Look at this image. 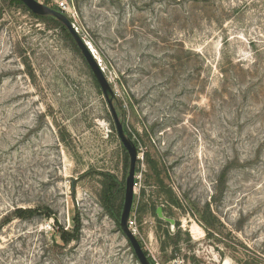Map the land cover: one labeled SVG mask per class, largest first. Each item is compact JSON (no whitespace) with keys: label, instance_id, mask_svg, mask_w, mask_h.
<instances>
[{"label":"rangeland","instance_id":"374dc122","mask_svg":"<svg viewBox=\"0 0 264 264\" xmlns=\"http://www.w3.org/2000/svg\"><path fill=\"white\" fill-rule=\"evenodd\" d=\"M39 1L67 10L114 89L139 152L131 226L149 257L264 264V0ZM128 171L82 54L0 0V264H139L103 200L113 175L123 208ZM77 214L81 239L65 245L58 225Z\"/></svg>","mask_w":264,"mask_h":264},{"label":"water","instance_id":"95a60500","mask_svg":"<svg viewBox=\"0 0 264 264\" xmlns=\"http://www.w3.org/2000/svg\"><path fill=\"white\" fill-rule=\"evenodd\" d=\"M24 6L35 16L39 17H53L62 25L65 26L71 38L73 39L77 49L82 54L86 63L88 64L97 84L99 85L104 98L108 104L115 130L118 138L129 156V171L126 177L125 186V198L124 205L120 220V229L123 235L126 237L134 251V254L139 264H152L149 257L146 255L140 241L138 240L135 233L130 228V219L134 208L135 200V186H136V175H137V164L139 160V152L134 141L126 134L124 123L119 115L116 107V94L108 78L106 77L104 70L96 55L94 54L91 45L85 41L80 35L79 31L72 23L70 18L64 13L50 8L37 0H21ZM157 217L160 220L169 223L172 227L176 226L174 219L167 218L164 214L163 207H158L156 210Z\"/></svg>","mask_w":264,"mask_h":264},{"label":"trees","instance_id":"16d2710c","mask_svg":"<svg viewBox=\"0 0 264 264\" xmlns=\"http://www.w3.org/2000/svg\"><path fill=\"white\" fill-rule=\"evenodd\" d=\"M17 5H19L20 7H23L26 11L30 12L23 4V2L21 0H13ZM48 5V4H47ZM54 8V7H53ZM57 11L62 12V10H59L57 8H54ZM31 13V12H30ZM64 13V12H62ZM32 14V13H31ZM65 14V13H64ZM34 17L41 19L43 21H47L52 23L53 25L59 27L62 32L66 35L67 39L69 41H71L73 47L75 48L76 51H79L73 41V39L71 38L70 34L68 33L67 29L65 28L64 25H62L60 22H58L55 18L53 17H39V16H35L34 14H32ZM119 112V111H118ZM120 115V113H119ZM124 128L126 131V134L131 138V135L128 133L125 124H124ZM126 155H127V159H128V154L125 151ZM128 167V165H127ZM106 182L104 184V189H103V200H104V208L105 210L110 214V216L115 219V220H121V215H122V204H117L120 194L122 193V184L119 183L118 179L113 176V175H106ZM160 184L162 185V182H160ZM170 198H169V202L174 201L172 198V193L171 191H167L166 192ZM143 196H145V193H143ZM151 206V210H150V214L155 217L157 219V222L160 226H170L169 223H165L163 222V220H160L157 217L156 214V210H157V206L154 204H150ZM164 209V208H163ZM140 212H143L142 210H140ZM166 209H164V214L166 213ZM39 214V211L36 209H17L14 211L13 215L15 216V218L17 219H23V220H28V219H32L35 216H37ZM45 217L47 218H52L55 214L53 212H51L49 209L46 210L45 212ZM169 216V215H168ZM58 235L60 240L65 244V245H69L73 242H78L81 239L82 236V221H81V217L79 214H77L74 218V227L71 230H66L63 227H60L58 225ZM176 227H178V229L180 228L179 223H176ZM169 232H167L168 235ZM178 233H181V230H179ZM143 247V246H142ZM146 255L149 257L148 253L145 251ZM150 261L152 264H155V261L149 257Z\"/></svg>","mask_w":264,"mask_h":264},{"label":"built area","instance_id":"2783aa9c","mask_svg":"<svg viewBox=\"0 0 264 264\" xmlns=\"http://www.w3.org/2000/svg\"><path fill=\"white\" fill-rule=\"evenodd\" d=\"M37 1H39V0H37ZM40 2V1H39ZM62 10V12H64L65 14H66V11L67 10H63V9H61ZM68 15V14H67ZM136 186H137V175H136ZM136 186H135V189H136ZM130 228H131V230L134 232V233H136V230H133V228H132V226H131V219H130ZM154 261H155V264H157V262H156V259L155 258H152Z\"/></svg>","mask_w":264,"mask_h":264},{"label":"bare ground","instance_id":"6f19581e","mask_svg":"<svg viewBox=\"0 0 264 264\" xmlns=\"http://www.w3.org/2000/svg\"><path fill=\"white\" fill-rule=\"evenodd\" d=\"M94 52V51H93Z\"/></svg>","mask_w":264,"mask_h":264}]
</instances>
